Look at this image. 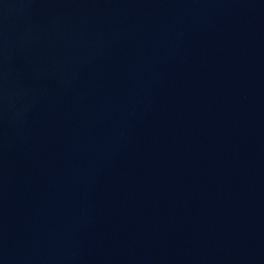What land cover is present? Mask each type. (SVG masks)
<instances>
[{"label":"water","instance_id":"water-1","mask_svg":"<svg viewBox=\"0 0 264 264\" xmlns=\"http://www.w3.org/2000/svg\"><path fill=\"white\" fill-rule=\"evenodd\" d=\"M0 264H264V0H0Z\"/></svg>","mask_w":264,"mask_h":264}]
</instances>
